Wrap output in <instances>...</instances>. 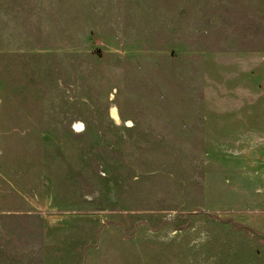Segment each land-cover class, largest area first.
<instances>
[{"label":"rangeland","instance_id":"374dc122","mask_svg":"<svg viewBox=\"0 0 264 264\" xmlns=\"http://www.w3.org/2000/svg\"><path fill=\"white\" fill-rule=\"evenodd\" d=\"M229 219L264 234V0H0V264H264Z\"/></svg>","mask_w":264,"mask_h":264},{"label":"water","instance_id":"95a60500","mask_svg":"<svg viewBox=\"0 0 264 264\" xmlns=\"http://www.w3.org/2000/svg\"><path fill=\"white\" fill-rule=\"evenodd\" d=\"M229 223H232L234 227L236 228H241V229H245L248 230L254 237L264 241V234L258 233L255 230H253L252 228L248 227V226H239L237 223L234 222L233 219H229L228 220Z\"/></svg>","mask_w":264,"mask_h":264},{"label":"clouds","instance_id":"9594fccd","mask_svg":"<svg viewBox=\"0 0 264 264\" xmlns=\"http://www.w3.org/2000/svg\"><path fill=\"white\" fill-rule=\"evenodd\" d=\"M83 129H84V125L81 124V125H79V127L74 126L73 130L79 132V131H83Z\"/></svg>","mask_w":264,"mask_h":264},{"label":"bare ground","instance_id":"6f19581e","mask_svg":"<svg viewBox=\"0 0 264 264\" xmlns=\"http://www.w3.org/2000/svg\"><path fill=\"white\" fill-rule=\"evenodd\" d=\"M5 135V134H4Z\"/></svg>","mask_w":264,"mask_h":264}]
</instances>
